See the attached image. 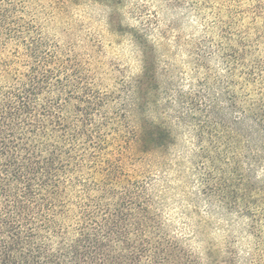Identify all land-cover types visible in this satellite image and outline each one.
I'll use <instances>...</instances> for the list:
<instances>
[{"label":"trees","instance_id":"obj_1","mask_svg":"<svg viewBox=\"0 0 264 264\" xmlns=\"http://www.w3.org/2000/svg\"><path fill=\"white\" fill-rule=\"evenodd\" d=\"M54 14L41 0H0V264H204L169 230L147 169L145 156L167 147L170 131L144 124L122 134L95 88L92 46L59 43L46 25ZM243 38L222 63L239 70V84L259 87L264 62L245 55L251 42V53L264 47V30ZM211 42L197 46L200 57L216 52ZM249 126L245 174L240 165L234 190L215 196L259 240L264 117L254 113Z\"/></svg>","mask_w":264,"mask_h":264},{"label":"rangeland","instance_id":"obj_2","mask_svg":"<svg viewBox=\"0 0 264 264\" xmlns=\"http://www.w3.org/2000/svg\"><path fill=\"white\" fill-rule=\"evenodd\" d=\"M41 1L55 12L46 25L59 43L92 46L95 88L122 134L129 127L134 137L144 124L170 131L169 145L145 156L169 230L204 264H264V235L258 240L249 219L226 213L215 196L234 190L240 165L245 174L251 117H264V79L243 86L239 70L222 63L239 37L250 43L264 30V0ZM205 40L216 52L200 57ZM251 44L245 63L264 62L262 44L252 53ZM256 176L264 181V165Z\"/></svg>","mask_w":264,"mask_h":264}]
</instances>
